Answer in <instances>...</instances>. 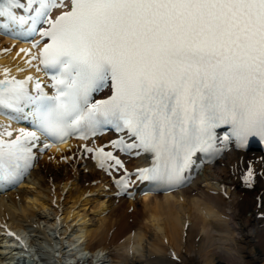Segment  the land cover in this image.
Returning a JSON list of instances; mask_svg holds the SVG:
<instances>
[{
    "label": "snow or ice",
    "instance_id": "snow-or-ice-1",
    "mask_svg": "<svg viewBox=\"0 0 264 264\" xmlns=\"http://www.w3.org/2000/svg\"><path fill=\"white\" fill-rule=\"evenodd\" d=\"M0 28L46 38L26 63L52 70L54 89L36 82L33 94L32 76L0 80V109L23 113L36 129L0 132V179L31 167L41 135L87 139L104 123L134 138L114 146L155 154L141 179L169 183L184 179L222 125L237 146L264 140V0H0ZM109 82L112 94L93 102ZM252 179L249 170V187Z\"/></svg>",
    "mask_w": 264,
    "mask_h": 264
},
{
    "label": "bare ground",
    "instance_id": "bare-ground-1",
    "mask_svg": "<svg viewBox=\"0 0 264 264\" xmlns=\"http://www.w3.org/2000/svg\"><path fill=\"white\" fill-rule=\"evenodd\" d=\"M59 11L53 9L52 15ZM37 40L43 47L45 39L39 35L9 34L0 28V80L25 78L32 66L35 77L27 85L29 90L35 94L39 82L54 93L53 73L37 71L38 60L26 63L31 59L27 51L37 52L32 47ZM107 93L104 87L94 97ZM17 116L22 118L17 120ZM19 129L36 130L30 117L0 109V132L11 131L14 138ZM215 132L214 146L203 156L197 152L192 157L194 164L184 171L183 180L169 190L161 187L153 192L138 171L148 167L151 154L143 148L124 147L133 140L114 126L97 137H67L60 146L49 149L59 156L55 160L54 153L50 154V160L70 162L67 166L53 167L46 163L47 158L46 164H39V155L49 144L41 135L32 150L31 167L13 179L0 180V264H61V259L64 264H190L193 259L197 264H215L217 258L235 256L236 248L244 251L252 247L250 240L241 241L240 237H254L252 217L256 213L249 207L251 201L236 192L234 183L242 179L243 186L249 187L246 177L251 170L252 186L258 183L264 187V152L252 146L247 150L236 147L234 137L225 139L230 136L228 129ZM120 140L124 141L122 149L113 145ZM89 148L93 151H87ZM100 148L111 152L123 167L98 155ZM226 148L229 153L225 158L218 157ZM215 159L224 166L206 164ZM75 165L82 166L88 176L71 172ZM62 170L65 173L61 174ZM121 187H125L123 194ZM256 196L261 201L260 195ZM93 200L98 206L106 204L96 219H85L87 210L82 205ZM67 201L70 204L66 206ZM261 205L254 200L257 210ZM143 250L149 261L136 253Z\"/></svg>",
    "mask_w": 264,
    "mask_h": 264
},
{
    "label": "rangeland",
    "instance_id": "rangeland-1",
    "mask_svg": "<svg viewBox=\"0 0 264 264\" xmlns=\"http://www.w3.org/2000/svg\"><path fill=\"white\" fill-rule=\"evenodd\" d=\"M48 143L49 144H45V145H48V147H45V145L43 147V153L44 154L39 155L41 157L40 158L41 159L40 162L38 161L39 164H42V162H44V164L49 163L53 167L59 166V165L60 166L69 165L70 162H66V164H65L64 162L60 161V164H59L58 159H57V161L50 160L51 159V158H49V157H51L50 154H53L54 152L53 151L48 152L49 149H51L52 147H58L61 144L60 143L54 144V143H51V142H48ZM50 144L54 145V146H51ZM45 152H47V153H45ZM227 152H228V148H226L225 151L221 152V154H219L218 157L223 155L224 157L222 159H224L225 158V154ZM252 152H255V151H252ZM56 154L57 153H54L53 156H52L55 160H56V158H59L58 154L57 155ZM45 159H46L47 162L44 161ZM75 163L76 162H74V164ZM206 164H208L209 166L215 165L217 167L224 166L223 162H221V161L219 162L218 159H215L213 163L211 162V163H206ZM74 168H75V171H71V172L75 173L76 175H81V176H86L87 175L88 176V174H87L88 172L84 173V169H83L82 166L75 165ZM76 168H81L79 170L80 172L77 171ZM62 171H64V170H62ZM62 171H60L61 174L65 173V171L64 172H62ZM71 175H73V174H71ZM236 183L237 182L234 183V185H235L234 188H236V190H237L236 192L239 195L243 196V198H248V200L251 201V205L249 207L251 208V211H254L256 213V217H252L251 216L252 217V223H253L252 227L255 228V231H256L254 237H248L246 239L240 237L241 241L242 240H250L251 241L250 244L253 245V246L249 247L248 249L247 248L244 249V251H238L239 249L236 248L235 249V253H234L235 256H233L232 258L229 257V256L228 257L225 256L226 258H222V257H220V259L217 258V259H215V262H216L215 264H242L243 262H244L243 264H259V263L261 264V261H263L262 264H264V248H262V247H264V245H263V239H264V187L261 186L258 183L253 185V186H251V187H247V186L244 187L242 179H240L237 184ZM90 194H95V193H90ZM256 195H260L261 201ZM254 200L256 202L258 201V203L262 202V205L259 206V207H261V208H259V210H257V208H255ZM95 202H97V201L93 200L91 202H88L87 204H83L82 205V207L84 206L86 208V210H87L86 211L87 216L85 217V219H88V218L96 219L99 216L98 214L100 213V209H101V212H102L103 206H104V204H106V202H104V204H101L100 206H98V204L96 205ZM69 204H70V201H67L66 206L69 205ZM95 205H96V207H94ZM260 214H262V215H260ZM240 221H243V220H240ZM78 225L80 227L82 224H78ZM238 252H239V254H238ZM136 253L139 254V255L143 254L142 255V259L146 260V261H149L150 258H149V256L146 257V255H145L146 252L144 250L142 252H136ZM140 253H142V254H140ZM238 255L241 257V259L238 258ZM228 260H230V261H228ZM64 263H65L64 259H61V264H64ZM142 264H146V263L142 262ZM190 264H197L196 263V259H193V262L190 263Z\"/></svg>",
    "mask_w": 264,
    "mask_h": 264
}]
</instances>
